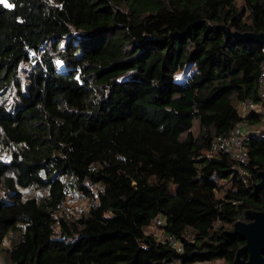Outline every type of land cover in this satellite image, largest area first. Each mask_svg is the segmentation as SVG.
I'll list each match as a JSON object with an SVG mask.
<instances>
[{
	"label": "trees",
	"instance_id": "obj_1",
	"mask_svg": "<svg viewBox=\"0 0 264 264\" xmlns=\"http://www.w3.org/2000/svg\"><path fill=\"white\" fill-rule=\"evenodd\" d=\"M227 28L263 32L264 0L0 1V264L233 263L234 223L264 211L263 113L239 108H264V43ZM241 119L245 174L207 154Z\"/></svg>",
	"mask_w": 264,
	"mask_h": 264
},
{
	"label": "built area",
	"instance_id": "obj_2",
	"mask_svg": "<svg viewBox=\"0 0 264 264\" xmlns=\"http://www.w3.org/2000/svg\"><path fill=\"white\" fill-rule=\"evenodd\" d=\"M264 52V47H262ZM259 84L261 95L264 96V61L261 65V72L259 74ZM239 108L242 116L246 115L250 111H256L263 113L264 118V108L255 102L253 99L245 98L240 100ZM252 130V126L247 122L246 119H241L234 124V126L228 130L226 133H220L213 137L210 142L208 155L217 152H223L228 154L230 157L234 158L238 162L237 171L240 174H245L246 169L245 164L249 163V153L246 148L245 142L248 140V134ZM64 181V198L62 200V206L67 211L73 210V202L79 199L86 198L83 195L80 188L75 183V177L73 174H69L63 177ZM164 223V218L158 214L151 228L147 231L154 235L156 240L169 244L178 253L183 252V241L174 234H165L161 229H157L158 225ZM144 246V245H143ZM174 264H228L224 263L221 259L216 260H195V261H183L177 258Z\"/></svg>",
	"mask_w": 264,
	"mask_h": 264
},
{
	"label": "water",
	"instance_id": "obj_3",
	"mask_svg": "<svg viewBox=\"0 0 264 264\" xmlns=\"http://www.w3.org/2000/svg\"><path fill=\"white\" fill-rule=\"evenodd\" d=\"M223 28V27H222ZM226 36H234L238 40L259 41L264 43L263 32H238L225 29ZM258 186L264 189V169L260 171ZM249 221L237 220L233 225V232L240 234L245 243L238 248L233 264H264V211H250ZM243 252H247L246 260L238 259Z\"/></svg>",
	"mask_w": 264,
	"mask_h": 264
},
{
	"label": "rangeland",
	"instance_id": "obj_4",
	"mask_svg": "<svg viewBox=\"0 0 264 264\" xmlns=\"http://www.w3.org/2000/svg\"><path fill=\"white\" fill-rule=\"evenodd\" d=\"M0 1H3V2H5V3H7V1L8 0H0ZM178 74H180V72H177L176 73V75H175V78H176V76H178ZM195 131H197V128L195 127V129H194ZM221 183H223L226 187H228L229 186V183L228 182H225V181H220ZM30 191H32V190H30ZM30 191H28V192H30ZM89 203H90V199L89 198H84V199H79V200H75L74 202H73V206H74V208H73V211L75 212V213H78L80 210H82V208H87V206L89 205ZM10 236L8 237V239H7V241L4 243V245L6 246V244H8L9 243V240H10ZM238 259H240L241 260V258H238ZM233 264V263H232Z\"/></svg>",
	"mask_w": 264,
	"mask_h": 264
}]
</instances>
